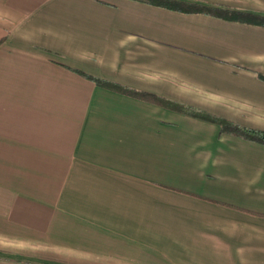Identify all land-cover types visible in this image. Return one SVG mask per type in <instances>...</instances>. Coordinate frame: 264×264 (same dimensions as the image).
I'll return each instance as SVG.
<instances>
[{
	"label": "crops",
	"instance_id": "crops-1",
	"mask_svg": "<svg viewBox=\"0 0 264 264\" xmlns=\"http://www.w3.org/2000/svg\"><path fill=\"white\" fill-rule=\"evenodd\" d=\"M260 75L264 27L0 0V264H264V145L158 102L264 131Z\"/></svg>",
	"mask_w": 264,
	"mask_h": 264
},
{
	"label": "trees",
	"instance_id": "trees-1",
	"mask_svg": "<svg viewBox=\"0 0 264 264\" xmlns=\"http://www.w3.org/2000/svg\"><path fill=\"white\" fill-rule=\"evenodd\" d=\"M137 1H143L150 5H154L174 11H179L183 13L210 15L228 21H236L249 25L264 27V15L261 14L239 12L227 8L203 5L186 0H137ZM260 77L261 79L264 80V75H260ZM94 80L95 82H97V84L101 86L116 88L122 93H126L132 96L142 95L141 93L126 89L124 87H118L110 83H105L104 81L98 79H94ZM158 102L159 104L174 111H178L187 114L189 116L217 124L221 127V133L223 134H230L242 138L243 140L246 141H251L264 145V131L262 130L248 128L246 126H242L240 124L231 122L225 118L215 116L200 110H196L192 107H189L181 103H177L169 100H162V99H158Z\"/></svg>",
	"mask_w": 264,
	"mask_h": 264
}]
</instances>
